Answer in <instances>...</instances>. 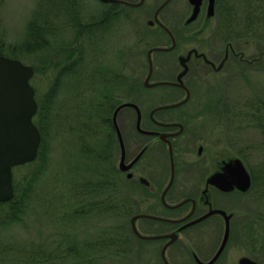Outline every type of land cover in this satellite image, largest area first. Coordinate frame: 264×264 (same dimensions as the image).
I'll use <instances>...</instances> for the list:
<instances>
[{
	"label": "rangeland",
	"instance_id": "rangeland-1",
	"mask_svg": "<svg viewBox=\"0 0 264 264\" xmlns=\"http://www.w3.org/2000/svg\"><path fill=\"white\" fill-rule=\"evenodd\" d=\"M161 1L144 0L139 7L119 10L116 15L117 18H114L110 23L112 26L110 30L109 28L106 29L103 36L87 38L84 29L78 30L79 33L76 34L73 24L78 3H85L88 4L87 7H91L93 0H0V43L11 44L13 45L12 48H14V44H17L19 50L22 47L27 48L23 44L27 38L28 21L41 17V14H43L42 17L50 14L52 25L55 24L59 29V32L53 33L54 35L51 34V38H53L51 45L36 51L25 49L26 53H21L17 58L34 68L30 84L35 90V96H43L52 89L50 87L62 66L67 65L66 70L70 71L71 67L68 68V65L82 48L87 53L86 61L82 62L83 65L87 64L88 67L94 68L99 64L104 73L112 75L114 72H119L126 79H129L130 89L127 88L126 92L124 90L123 92L119 91L117 94L121 101H135L141 111L144 112L164 101L183 97L182 93H173L170 88L152 89L144 86L149 67L147 51L152 47L169 46L171 43L159 27L148 24L149 20L153 21V13ZM230 4L233 6V11L235 8H240L232 0H230ZM88 10V13L93 12L92 8H87L86 11ZM173 10L174 3L169 4L158 14V18L172 31L176 39V46L171 52L155 51L151 53L153 72L150 82L160 79H173L178 76L183 71L180 60L182 58L186 60L187 56H190L189 70L183 77V81L191 87L194 100H191L192 102L190 101V104L180 111L186 113L188 116L187 123L202 137L205 151L201 160L208 158L211 171L219 165L221 159L224 161L240 159L248 168H256V166L258 168L257 164L260 162L261 154L255 146L260 140V132L248 122L247 116H243L239 120L233 116L231 118L228 113L220 114V111L225 103L229 111L236 104H245L253 96L256 89L260 88L261 91L264 87V39L246 36L235 37L229 41L222 40L220 36L217 37L216 34H213L216 33L214 30L218 21L217 12L210 15H198V12L196 17L192 18L193 12L189 11L188 5L181 6L178 12L174 13ZM64 24L66 29L63 27ZM99 32L97 31V33ZM61 36L63 41L66 40V45L61 46L59 44L58 41H61ZM5 44L2 45L5 46ZM197 53L199 56H204L205 61L213 67L204 65L203 57L198 58L195 55ZM208 59L213 62L208 61ZM80 66L82 65H78V70ZM82 80L85 84L86 79L82 78ZM65 83L70 87L67 88L71 89L73 82L69 80ZM61 96H64L63 92ZM195 103L199 105L196 106ZM117 123L122 129L123 136L128 137V130L134 127V120L129 111L121 110L117 116ZM53 147L51 166L53 170L57 167V170L61 171V175H63L67 168L64 160L67 161V159L64 158L61 142L52 143ZM114 149L115 163L118 165L119 150L117 146ZM151 149L154 151L155 147L151 146ZM67 150L68 157L73 160L76 150L73 152L68 148ZM147 156H151V152H148ZM180 156L177 150L176 157L179 158ZM186 156L192 157L193 152L190 150ZM154 160L162 162V158L157 152L154 154ZM167 161L165 154L166 165H168ZM23 172L24 170L21 168H12V178L19 179L21 182L25 175ZM50 172V170L47 171L39 182L38 193L37 190L35 191L37 196L35 202L37 203L34 204L33 200L22 220L9 226L0 224V264H20L22 261H32L30 260L32 252L33 259H35L34 264H63L61 257L43 261L40 256H45V254L46 256L48 254L54 256L58 247L62 250H68L72 246L78 248L82 245L83 238H93L90 240L92 242L90 247L83 253L95 258L104 252L99 248H93L95 236L98 235L99 231H105V228L110 230L114 227L111 224H120L119 232L116 229H111V231L114 234L120 233L123 240L127 238L129 218L117 217L114 213L110 215L107 212L105 215L100 214L102 219L97 213L99 217L93 215L86 219L84 224L78 219L75 222L66 223L64 219L62 221L60 198H52V201L49 197H52L53 192L64 187L60 184L61 180L56 186L54 183H50L51 180H48ZM258 172L260 173L258 174L260 180L257 182V189L261 193L260 206L255 207L254 201L249 203V198H247L245 205L240 206V208L244 209L247 217L254 215L255 210L256 213L259 212L263 224L264 182L261 179L260 168ZM179 177L189 178V169L180 173ZM122 183H124V175H122L121 183L117 185L119 197H123L122 195L126 193V188L122 186ZM59 185L61 186L59 187ZM46 192L49 194L42 195ZM105 194L106 192L101 196L104 197ZM45 197L47 200H44ZM128 239L130 240V238ZM139 247L141 245L137 243L132 245L131 249L134 250V253L127 260L119 259L124 258V256H117L114 250L103 253L106 254L104 255L105 258H99L100 261H97V264H145V260L135 253ZM245 253L249 254L248 248H245ZM256 255L260 264H264V244L263 250ZM67 256L64 259L65 264L74 263L70 262ZM83 259L84 257L78 258V260ZM18 260L22 261L19 262Z\"/></svg>",
	"mask_w": 264,
	"mask_h": 264
},
{
	"label": "flooded vegetation",
	"instance_id": "flooded-vegetation-1",
	"mask_svg": "<svg viewBox=\"0 0 264 264\" xmlns=\"http://www.w3.org/2000/svg\"><path fill=\"white\" fill-rule=\"evenodd\" d=\"M164 1L162 0L157 8ZM143 2L144 0H93L91 7L79 2L75 18L79 19L80 14H82L85 17L82 20H89L92 15L94 17L96 15V20L93 17L88 24H80L81 26L84 24V33L89 32V37L103 36L106 29L112 28L110 23L114 18H117L116 15L119 10L136 8L141 6ZM173 3L174 13L178 12L184 4L188 5L189 11L193 12L194 5L191 0H168L158 11L157 19L159 22H156L154 15L157 8L155 9L153 21L149 20L148 24L159 27L169 38L171 42L169 46L173 44L171 49L159 50V52H171L176 46V39L172 31L158 18V14ZM209 4L210 0H200L198 15L208 14ZM213 5L214 12H216L217 0H214ZM87 8H92L94 13H88ZM93 31L96 32L93 33ZM97 31L100 32L97 33ZM195 55L198 58L203 57L204 65L213 67L205 61L204 56H199L198 53ZM190 59L191 57L187 56L183 63L186 66L182 65L183 69L186 68L183 77L188 73ZM208 61L213 62L210 59ZM152 72L153 67L147 84L160 81H168L173 84L150 86L146 85L144 81L145 87L152 89L170 88L171 92L182 93L183 97L164 101L144 112L141 111L135 101L126 100L122 102H131L139 110L138 114L136 108L129 106L123 107L117 112L118 116L121 110H127L134 120V127L128 130V137L123 136L122 130L118 126L124 146L123 162L127 165L126 170L119 168L122 151L111 115L117 149L119 150L118 165L115 163V149L111 157L118 171L124 175L122 186L126 188V193L122 195L123 197H119L120 193L117 191V185L121 183V181L119 183V179H106L109 180L107 182H109L110 193H106L105 198L101 196L102 193H98L100 199H105L101 215H105L107 212L109 215L114 213L117 217L129 218L127 238L121 241L120 249L114 253L117 256H124V258L119 259H130L131 254L134 253V250L131 249L132 245L137 243L141 247L135 253L145 260V264H241L242 258H248L256 264H260L256 255L263 250L264 244L260 233L262 221L260 213H256L255 210L254 215L247 217L244 209L240 208V206L245 205L247 198H249V203L254 201L255 207L260 206L261 203V194L256 191V188L254 194L250 191L252 184L250 168L241 160L250 176V186L247 190H241L237 186L234 177L230 176L222 159L218 163L219 165L211 171L208 158L201 160L205 151L202 137L189 126L186 113L180 111L187 107L191 100H194L191 87L183 81V77L180 81L183 86L177 85L179 82L177 76L173 79H160L150 82ZM148 73L149 67L147 75ZM187 92L188 98L182 102L187 97ZM195 104L196 106L199 105L198 103ZM166 105L168 107L156 109ZM138 119L139 123H137ZM151 146L155 147L156 150H153L162 158V162L154 160L155 152L152 151ZM177 150L181 155L179 158L176 157ZM190 150L193 152V156L187 157L186 154L190 153ZM148 152H151V156H147ZM165 154L168 165L165 162ZM187 169L190 171V177L187 179L185 177L180 178V173ZM215 173L225 174L233 188L225 191L211 183L209 178ZM89 197L88 200L91 198ZM108 200L109 202H106ZM133 223L137 232L143 237L135 233ZM111 225L114 227L110 230L120 231V224ZM104 230L108 231L109 229L105 228ZM245 248H248L249 254L245 253ZM100 257V254L95 256L96 261H100Z\"/></svg>",
	"mask_w": 264,
	"mask_h": 264
},
{
	"label": "trees",
	"instance_id": "trees-1",
	"mask_svg": "<svg viewBox=\"0 0 264 264\" xmlns=\"http://www.w3.org/2000/svg\"><path fill=\"white\" fill-rule=\"evenodd\" d=\"M232 1L236 2L240 8H235V11H233L230 0H217L218 21L214 30L217 37L220 36L222 40L227 41L235 37L242 38L246 36L264 39V0ZM43 2L48 3L49 1ZM41 17L31 19L27 23V38L23 44L27 48L22 47L23 50H19L17 44H14V48H12L13 45L11 44L0 43V54L19 58L21 53H26L25 49L36 51L37 49L49 47L53 39L51 34L59 32V29L55 24L52 25L50 14ZM83 18L85 17L82 14H80L79 19L75 18L73 27L76 34L79 33L78 30L83 29L84 24L81 26L80 23H89L88 19L82 20ZM96 18L95 15L93 19L96 20ZM95 32L93 31V33ZM89 34V32H86L87 38H89ZM62 36L60 37L61 41H58L61 46L66 45V40L63 41ZM2 44H5V46ZM81 50L82 48L68 65V68L71 67L70 71L66 70L67 65L62 67L60 65L61 69L58 71V76H56L50 87L52 89L48 90L43 96H35L37 111L33 117V122L41 134L38 153L33 161L14 167V169H23L25 175L21 182L19 179H13L14 195L12 199L0 203V224L2 225L17 224L22 220L27 208L31 207L33 200L34 204L37 203L35 202L37 199L35 191L38 189L39 182L49 170L51 171L48 177V180H51L50 183H54L56 186L61 180L60 184L64 187L53 192L52 197H49V199L60 198L62 203L60 206L61 218L66 223L69 221L75 222L78 219L84 224L86 219L91 218L93 215L98 213L100 216L102 208H104L105 197L100 199L98 193H110L108 189L109 182H107L109 180L106 179H119V182L122 180V175L114 165L111 157L114 147L117 146L111 115L114 108L123 102L117 92H123V90L126 92L127 88L130 89L129 79H126L119 72H114L112 75L104 73L99 64L94 68L88 67L87 64L83 65L82 62L85 61L87 53ZM80 64L82 66L78 70ZM82 78L86 79L85 84ZM69 80L73 82L71 89L65 83ZM79 81L81 82L80 85ZM259 89L255 90L253 96L245 104L233 103L236 105L229 111L225 103L224 108L222 107L220 111V114L228 113L231 118L233 116L239 120L242 119L241 117L247 116L248 122L260 132V140L255 146L261 154L260 162L257 164L258 168L257 166L256 168L250 167L252 174L250 191L252 194L255 193V188L258 191L259 168L262 173L261 179L264 182V87L261 91ZM62 92L64 93L63 97L61 96ZM57 141L61 142L64 158L67 159V161L63 159L67 165L65 175H61L62 172L58 171L57 167L53 170L51 166V152L54 149L52 143ZM67 148L72 152L76 150L73 160L68 157ZM260 154H258L259 157ZM244 158L246 159L245 156ZM52 187L54 188V186ZM46 194H49V192L42 193V195ZM87 195L90 198L89 200ZM46 197L44 200H47ZM106 202H109V200ZM100 218L102 219V216ZM260 233L264 241V223H261ZM95 237L93 248L104 250L103 253L119 250L120 243L123 240L120 233L114 234L111 230L107 232L101 230ZM91 239L93 238H83L82 245L78 248L72 246L68 250H62L58 247L54 256L50 254L46 256L45 254V256L41 255L40 257L43 258V261L61 257L63 264H65L64 259L68 255L69 261L74 262L70 264H97L94 257H89L88 254L83 253L84 250L90 247ZM103 253H100V256L102 255L100 259L105 258L104 255L106 254ZM83 257V260H78V258L82 259ZM30 260L32 261H18H22L20 264H34L33 252Z\"/></svg>",
	"mask_w": 264,
	"mask_h": 264
},
{
	"label": "water",
	"instance_id": "water-1",
	"mask_svg": "<svg viewBox=\"0 0 264 264\" xmlns=\"http://www.w3.org/2000/svg\"><path fill=\"white\" fill-rule=\"evenodd\" d=\"M168 0H165L156 10L154 18L156 22L157 13L165 5ZM193 3L192 18L196 17L199 11L200 0H191ZM214 0H210L209 15L214 12ZM151 23V22H150ZM167 29V28H166ZM169 47H152L149 49V73L145 78V84L154 86L157 84H173L168 81H160L157 83H149L150 73L152 71V63L150 54L152 51L169 50ZM184 59L181 60V65L186 66ZM186 71L183 69L177 76V85L183 86L180 82ZM34 74V69L31 65L23 63L17 58H12L4 54H0V203L9 201L14 195L12 168L33 161L38 153V148L41 140V134L38 127L33 122V117L37 111V102L35 99V90L30 84V78ZM187 97L182 101L184 102ZM179 102V103H182ZM178 103V104H179ZM177 105V104H174ZM138 107L131 102H124L118 105L112 114V122L116 129L119 143L121 146L122 157L119 163L121 170H126L127 165L124 164V146L121 139L120 131L117 125V112L123 107ZM168 107L161 106L159 108ZM139 123V119L137 120ZM172 159V157H171ZM225 168L230 176L234 177L237 186L241 190H247L250 186V176L240 159L232 161H224ZM224 176V177H223ZM223 173H215L210 176L209 181L217 185L220 189L229 191L233 188L232 183L228 181ZM133 229L136 234L140 235L133 223ZM241 264H256L248 258H242Z\"/></svg>",
	"mask_w": 264,
	"mask_h": 264
}]
</instances>
